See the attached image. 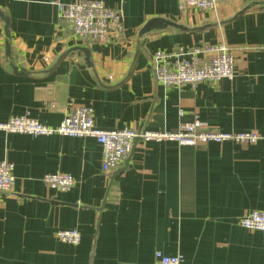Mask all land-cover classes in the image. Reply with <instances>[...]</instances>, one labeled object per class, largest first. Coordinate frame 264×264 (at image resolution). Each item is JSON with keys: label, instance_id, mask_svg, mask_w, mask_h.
<instances>
[{"label": "crops", "instance_id": "1", "mask_svg": "<svg viewBox=\"0 0 264 264\" xmlns=\"http://www.w3.org/2000/svg\"><path fill=\"white\" fill-rule=\"evenodd\" d=\"M77 1L0 0L11 48L10 58L0 20V122L29 116L54 128L89 107L100 130L175 132L197 120L203 132L264 137V0H222L214 12H183L177 0H100L124 21L123 39L103 45L71 36L60 5ZM156 19L185 30L140 37ZM218 44L235 58L233 80L171 88L155 80L157 52ZM76 48L89 49L92 67ZM129 157L111 183L94 139L0 132V162L15 177L0 193V264H154L157 251L182 264H264V233L239 223L264 211V141L138 139ZM47 174H69L75 187L57 193ZM64 230L79 231L80 244L62 243Z\"/></svg>", "mask_w": 264, "mask_h": 264}, {"label": "built area", "instance_id": "2", "mask_svg": "<svg viewBox=\"0 0 264 264\" xmlns=\"http://www.w3.org/2000/svg\"><path fill=\"white\" fill-rule=\"evenodd\" d=\"M222 0H177L180 10L214 12ZM260 1V0H251ZM61 18L73 38L86 44H113L124 37V21L120 10L107 7L100 0H79L60 5ZM155 80L163 87L196 86L201 83L217 84L222 80H233L236 76V61L223 44L205 45L184 51L177 48L173 53L157 52L153 57ZM183 116V112H180ZM201 123H181L175 132H150L147 130H100L96 127L91 108H72L57 127H49L29 116L12 117L0 122V132L51 137L59 135L69 138H91L102 150L101 169L110 174L121 168L130 155L134 141L175 142L181 146L199 147L210 143L255 144L264 137L252 132L214 133L201 131ZM43 181L57 193H66L75 187V180L69 174H47ZM15 184L14 165L0 162V193L10 192ZM240 226L252 232L264 233V211H252L240 219ZM64 244L79 245L81 234L77 230L57 233ZM154 264H182L180 256L155 253Z\"/></svg>", "mask_w": 264, "mask_h": 264}, {"label": "water", "instance_id": "3", "mask_svg": "<svg viewBox=\"0 0 264 264\" xmlns=\"http://www.w3.org/2000/svg\"><path fill=\"white\" fill-rule=\"evenodd\" d=\"M0 20L4 23V27H5V34H6V37H7V44H6V53L7 55L11 58V48H10V44H9V40H10V21H9V18L7 16H5V14L3 12L0 11ZM168 27H173V28H178V29H181V30H185V28L181 27V26H178V25H175L171 22H168V21H165V20H160V19H156V20H153L151 22H149L142 30L141 32L139 33V36L140 37H143L144 35L148 34V33H151L153 31H161V30H165L167 29ZM72 52H80V54H84L85 55V63L87 66L89 67H92V64H91V61H90V51L88 48H76L74 49ZM13 70L18 73V68L16 67H13ZM20 74H24V72H21ZM138 139H136L134 141V144L135 142L137 141ZM141 140V139H139ZM132 155V151L130 153V156ZM130 160V157L125 160V166L128 165V161ZM124 171V168H120L118 170H115L111 173V176H110V182L112 183L114 181V179L116 178V176L120 173Z\"/></svg>", "mask_w": 264, "mask_h": 264}]
</instances>
